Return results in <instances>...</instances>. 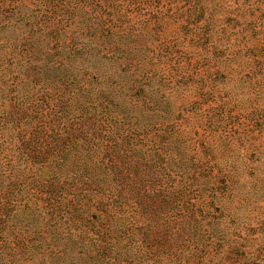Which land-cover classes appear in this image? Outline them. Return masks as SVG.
Masks as SVG:
<instances>
[{"label":"trees","instance_id":"16d2710c","mask_svg":"<svg viewBox=\"0 0 264 264\" xmlns=\"http://www.w3.org/2000/svg\"><path fill=\"white\" fill-rule=\"evenodd\" d=\"M204 2L0 0V264H20L10 251L33 245L38 221L75 231L63 264H247L208 233L225 178L197 190L167 167L180 124L144 86L159 73L149 40L158 22L181 9V27L196 25ZM100 59L120 65L107 72ZM146 109L162 118L140 124ZM151 132L159 141L145 147ZM31 192L44 211L29 235L13 212Z\"/></svg>","mask_w":264,"mask_h":264},{"label":"rangeland","instance_id":"374dc122","mask_svg":"<svg viewBox=\"0 0 264 264\" xmlns=\"http://www.w3.org/2000/svg\"><path fill=\"white\" fill-rule=\"evenodd\" d=\"M204 7V19L196 25L181 27L177 17L181 9L176 15L171 10L158 22L149 40L153 39L150 47L155 49L150 54L159 73L144 86L161 106H168L167 114L160 110V116L180 124L162 153L171 159L167 167L183 172V180L197 190L225 178V189L217 199L222 208L207 226L208 233L222 243L220 254L235 256L240 250L245 259L239 261L264 264V0H205ZM143 33L148 39L146 30ZM94 63L107 72L120 65L106 59ZM146 110L140 124L162 118ZM159 137L152 132L146 135L145 147L157 145ZM4 153L5 161L13 154L8 149ZM36 169L30 165L23 172L34 174ZM204 191L206 202L208 191ZM29 195L16 206L13 221L31 235L35 225L27 223L39 220L44 209L38 196ZM44 222L35 227L40 237L32 239L33 245L31 240L11 243L10 252L20 264H63L61 255L70 256L69 233L75 231L62 224L48 233L44 230L51 228Z\"/></svg>","mask_w":264,"mask_h":264}]
</instances>
